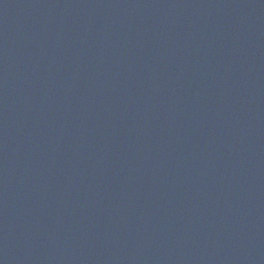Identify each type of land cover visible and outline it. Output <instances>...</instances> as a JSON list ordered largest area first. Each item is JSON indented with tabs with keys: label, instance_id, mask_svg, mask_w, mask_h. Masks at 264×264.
Instances as JSON below:
<instances>
[{
	"label": "water",
	"instance_id": "obj_1",
	"mask_svg": "<svg viewBox=\"0 0 264 264\" xmlns=\"http://www.w3.org/2000/svg\"><path fill=\"white\" fill-rule=\"evenodd\" d=\"M0 264H264V0H0Z\"/></svg>",
	"mask_w": 264,
	"mask_h": 264
}]
</instances>
